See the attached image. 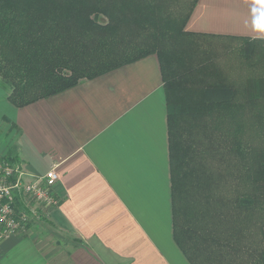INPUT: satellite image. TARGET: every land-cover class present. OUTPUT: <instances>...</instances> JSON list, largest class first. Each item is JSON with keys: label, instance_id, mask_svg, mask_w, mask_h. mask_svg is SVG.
<instances>
[{"label": "trees", "instance_id": "trees-1", "mask_svg": "<svg viewBox=\"0 0 264 264\" xmlns=\"http://www.w3.org/2000/svg\"><path fill=\"white\" fill-rule=\"evenodd\" d=\"M194 2L0 0V87L21 107L155 54L176 243L192 264L216 247L264 264V39L224 36L242 41L240 54L260 69L244 81L228 79L198 40L215 35L185 29ZM217 150L232 161L224 173L210 162ZM233 171L245 182L231 197L223 194V175ZM256 217L260 238L247 229Z\"/></svg>", "mask_w": 264, "mask_h": 264}, {"label": "crops", "instance_id": "crops-1", "mask_svg": "<svg viewBox=\"0 0 264 264\" xmlns=\"http://www.w3.org/2000/svg\"><path fill=\"white\" fill-rule=\"evenodd\" d=\"M185 29L264 39V2L195 0ZM162 85L149 54L21 107L0 88V155L34 176L54 164L59 199L0 240V264H192L174 237ZM240 256L216 247L200 259Z\"/></svg>", "mask_w": 264, "mask_h": 264}, {"label": "built area", "instance_id": "built-area-1", "mask_svg": "<svg viewBox=\"0 0 264 264\" xmlns=\"http://www.w3.org/2000/svg\"><path fill=\"white\" fill-rule=\"evenodd\" d=\"M58 175L53 164L44 174L27 173L17 162L0 155V240L25 230L58 205L53 191Z\"/></svg>", "mask_w": 264, "mask_h": 264}, {"label": "rangeland", "instance_id": "rangeland-1", "mask_svg": "<svg viewBox=\"0 0 264 264\" xmlns=\"http://www.w3.org/2000/svg\"><path fill=\"white\" fill-rule=\"evenodd\" d=\"M173 7L175 5L173 4ZM99 22L104 23L105 18L100 16ZM198 40L200 42V46L205 52H207L206 59L216 65L219 70L223 72V74L227 75L228 79L237 82L241 80H245V76H253L256 73H260L259 66L250 65L255 59H247L243 55L240 54V49L243 47V42L240 40H235L232 38H224V37H216V36H198ZM262 43L252 44L253 46H261ZM245 45V44H244ZM264 46V45H263ZM247 71L250 74H247ZM262 73H264V68L262 69ZM244 74V75H241ZM240 79V80H238ZM1 88V87H0ZM2 89V88H1ZM3 90V89H2ZM4 91V90H3ZM4 96H6V91H4ZM225 155V154H224ZM223 157V153L221 150H217L215 154L210 158V162L213 163V166L219 170L223 171L231 165L232 161L226 156ZM223 187L224 193L231 195V197L235 196V193H238L244 187L245 178L243 175L236 174L235 171L232 172V175H223ZM218 181H215V183ZM252 224L248 222L247 229H251L253 235L260 238L259 235V224H257V217L251 218Z\"/></svg>", "mask_w": 264, "mask_h": 264}, {"label": "snow or ice", "instance_id": "snow-or-ice-1", "mask_svg": "<svg viewBox=\"0 0 264 264\" xmlns=\"http://www.w3.org/2000/svg\"><path fill=\"white\" fill-rule=\"evenodd\" d=\"M261 2H264V0H261Z\"/></svg>", "mask_w": 264, "mask_h": 264}]
</instances>
